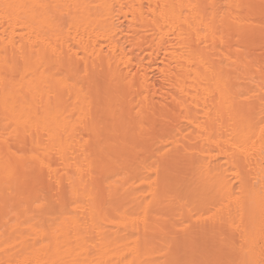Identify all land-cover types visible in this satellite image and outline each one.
I'll list each match as a JSON object with an SVG mask.
<instances>
[{
	"label": "bare ground",
	"instance_id": "obj_1",
	"mask_svg": "<svg viewBox=\"0 0 264 264\" xmlns=\"http://www.w3.org/2000/svg\"><path fill=\"white\" fill-rule=\"evenodd\" d=\"M262 19L264 0H0V264H262Z\"/></svg>",
	"mask_w": 264,
	"mask_h": 264
},
{
	"label": "snow or ice",
	"instance_id": "obj_2",
	"mask_svg": "<svg viewBox=\"0 0 264 264\" xmlns=\"http://www.w3.org/2000/svg\"><path fill=\"white\" fill-rule=\"evenodd\" d=\"M260 26H261L262 30H264V19H262ZM262 75H264V71H262ZM259 99L261 102L262 111H264V80L261 81V92L259 94ZM262 125H264V120H262ZM261 133H264V126L261 127ZM89 139H91V137ZM84 143L88 144L89 141H85ZM232 148L235 150V153H239L241 155H245L248 151L244 143H233ZM20 158L24 159L23 155H21ZM30 158H31V160L35 161L41 168L49 167V165L46 164V162L43 159H41L40 156L36 152H32ZM86 159H87V157H86ZM89 167L91 168V164L89 165ZM49 170H51L50 167H49ZM79 170L80 169H78V171ZM154 171L158 176L159 171H160V168L158 165L155 167ZM69 195L76 196L77 193L75 191H72L69 193ZM44 203L47 204L48 201H45ZM59 203H61V198H60L59 193H56L53 195V200H52L51 204L55 205V204H59ZM37 206L39 207L41 205L38 204ZM189 211L191 212L192 209H189ZM173 227L176 229V234L178 235L181 231H184L188 226L185 225L182 220H180L178 222V224L174 223ZM192 264H198V262H192ZM262 264H264V262H262Z\"/></svg>",
	"mask_w": 264,
	"mask_h": 264
}]
</instances>
